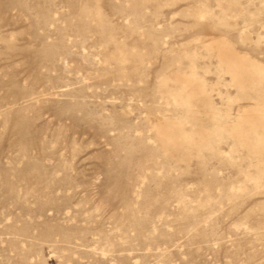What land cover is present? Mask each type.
Segmentation results:
<instances>
[{
	"label": "rangeland",
	"instance_id": "rangeland-1",
	"mask_svg": "<svg viewBox=\"0 0 264 264\" xmlns=\"http://www.w3.org/2000/svg\"><path fill=\"white\" fill-rule=\"evenodd\" d=\"M0 264H264V0H0Z\"/></svg>",
	"mask_w": 264,
	"mask_h": 264
}]
</instances>
